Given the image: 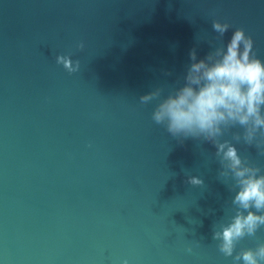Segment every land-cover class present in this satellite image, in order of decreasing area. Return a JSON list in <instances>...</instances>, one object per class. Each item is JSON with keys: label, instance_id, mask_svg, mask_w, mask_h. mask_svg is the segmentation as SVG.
I'll return each mask as SVG.
<instances>
[{"label": "water", "instance_id": "water-1", "mask_svg": "<svg viewBox=\"0 0 264 264\" xmlns=\"http://www.w3.org/2000/svg\"><path fill=\"white\" fill-rule=\"evenodd\" d=\"M236 27L264 61V0H0V264H232L212 238L235 212L215 146L171 136L139 96ZM242 133L219 139L264 172ZM261 242L264 225L234 254Z\"/></svg>", "mask_w": 264, "mask_h": 264}, {"label": "clouds", "instance_id": "clouds-1", "mask_svg": "<svg viewBox=\"0 0 264 264\" xmlns=\"http://www.w3.org/2000/svg\"><path fill=\"white\" fill-rule=\"evenodd\" d=\"M212 29L222 38L227 22L213 20ZM252 39L242 28H234L226 41L212 47L203 58L189 50L183 83L161 95L159 87L139 96L141 103L156 101L151 111L154 123L162 125L178 140L203 138L215 146L219 162L217 176L230 181L231 203L235 212L227 223L212 232L219 251L231 257L232 264H264V242L234 254V245L244 236H252L264 225V172L237 154L228 140H220L229 126L240 125L245 143H255L264 153V61L252 52ZM77 48L83 47L77 43ZM55 61L69 73L77 71L78 61L69 55H56ZM188 183L202 181L189 176ZM121 264H127L122 261Z\"/></svg>", "mask_w": 264, "mask_h": 264}]
</instances>
